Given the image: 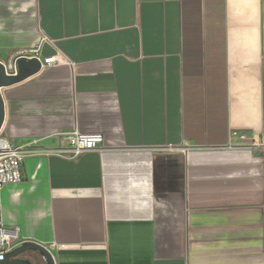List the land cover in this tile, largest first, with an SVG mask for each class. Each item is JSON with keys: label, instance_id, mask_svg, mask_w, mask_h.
Masks as SVG:
<instances>
[{"label": "crops", "instance_id": "1", "mask_svg": "<svg viewBox=\"0 0 264 264\" xmlns=\"http://www.w3.org/2000/svg\"><path fill=\"white\" fill-rule=\"evenodd\" d=\"M1 89L24 153L0 193L55 264H264V0H0ZM101 134L67 158L64 136Z\"/></svg>", "mask_w": 264, "mask_h": 264}, {"label": "built area", "instance_id": "2", "mask_svg": "<svg viewBox=\"0 0 264 264\" xmlns=\"http://www.w3.org/2000/svg\"><path fill=\"white\" fill-rule=\"evenodd\" d=\"M47 38L41 36L38 43L27 50H20L14 57L13 62L5 65L6 71L11 73L14 70V61L19 57H35L40 62L48 64L59 61L58 56L44 58L40 60L39 49L42 41ZM64 147L53 150L54 153L67 158H76L88 151H100L103 149V136L101 134H81L74 132L64 136ZM24 153L12 141L4 137L0 132V193L7 184H15L22 180V162ZM18 242L15 241L6 228L2 225L0 212V260L4 259L5 254L11 251Z\"/></svg>", "mask_w": 264, "mask_h": 264}, {"label": "water", "instance_id": "3", "mask_svg": "<svg viewBox=\"0 0 264 264\" xmlns=\"http://www.w3.org/2000/svg\"><path fill=\"white\" fill-rule=\"evenodd\" d=\"M40 68L41 62L35 57L17 58L14 61V70L11 73L7 72L5 64L0 62V132L4 120V101L1 89L27 79L37 73ZM26 252L36 253L44 264H55L50 251L42 244L32 241L19 242L11 251L5 254L4 259L0 260V264H34L32 261L21 257Z\"/></svg>", "mask_w": 264, "mask_h": 264}, {"label": "flooded vegetation", "instance_id": "4", "mask_svg": "<svg viewBox=\"0 0 264 264\" xmlns=\"http://www.w3.org/2000/svg\"><path fill=\"white\" fill-rule=\"evenodd\" d=\"M36 256H38V255L34 252H26L21 257L29 259L34 264H44L43 260L39 256H38L39 260L36 259Z\"/></svg>", "mask_w": 264, "mask_h": 264}, {"label": "rangeland", "instance_id": "5", "mask_svg": "<svg viewBox=\"0 0 264 264\" xmlns=\"http://www.w3.org/2000/svg\"><path fill=\"white\" fill-rule=\"evenodd\" d=\"M25 259H27V258H25ZM36 259H38L39 260V257L38 256H36ZM29 260V259H28Z\"/></svg>", "mask_w": 264, "mask_h": 264}]
</instances>
